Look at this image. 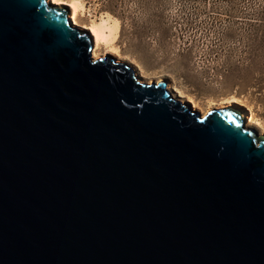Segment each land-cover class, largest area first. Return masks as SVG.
Masks as SVG:
<instances>
[{"label": "water", "instance_id": "water-1", "mask_svg": "<svg viewBox=\"0 0 264 264\" xmlns=\"http://www.w3.org/2000/svg\"><path fill=\"white\" fill-rule=\"evenodd\" d=\"M51 0H0V264H264V132L203 115Z\"/></svg>", "mask_w": 264, "mask_h": 264}, {"label": "rangeland", "instance_id": "rangeland-1", "mask_svg": "<svg viewBox=\"0 0 264 264\" xmlns=\"http://www.w3.org/2000/svg\"><path fill=\"white\" fill-rule=\"evenodd\" d=\"M78 1L80 24L118 23L99 54L117 49L145 79L172 81L180 98L202 108L234 99L264 126V106L236 91L264 89V0Z\"/></svg>", "mask_w": 264, "mask_h": 264}, {"label": "bare ground", "instance_id": "bare-ground-1", "mask_svg": "<svg viewBox=\"0 0 264 264\" xmlns=\"http://www.w3.org/2000/svg\"><path fill=\"white\" fill-rule=\"evenodd\" d=\"M52 5L56 6H63L66 5L69 7L70 12L72 13V18H71V25L75 26L79 29L86 30L89 33H91L93 45H94V52L92 54V59L96 60L98 58L103 57V54H99L101 51V46L104 45H109L112 43L115 39L116 33L118 31V23L114 22L113 24H110L108 20H102L98 23L90 24V25H85V24H80L77 18L78 11L81 7V4L78 0H74L71 2H67L66 0H51ZM104 54L110 53L113 54L114 56L118 57L119 59H126L124 58L115 48L109 47L107 48L106 51L103 52ZM116 59V58H115ZM137 70V69H136ZM137 72L139 73L140 77L142 79H145V76L142 75L138 70ZM176 99H182L180 98L181 96L178 95L175 91ZM184 101V100H183ZM190 104H193V110H199L203 115H205L209 110H212V106L210 104H206L203 108L200 107L198 104H196L194 101L191 99H188V101H184ZM221 104L223 106H220L219 109H225V108H236L235 106L236 101L234 99H224ZM227 105V106H224ZM248 125L254 127L255 129L264 132V126H262L260 120L253 118L251 114H248Z\"/></svg>", "mask_w": 264, "mask_h": 264}, {"label": "trees", "instance_id": "trees-1", "mask_svg": "<svg viewBox=\"0 0 264 264\" xmlns=\"http://www.w3.org/2000/svg\"><path fill=\"white\" fill-rule=\"evenodd\" d=\"M237 96H247L250 98V100H253L254 102L264 106V89H256L254 87H242V86H236ZM253 117L257 118L254 114Z\"/></svg>", "mask_w": 264, "mask_h": 264}]
</instances>
